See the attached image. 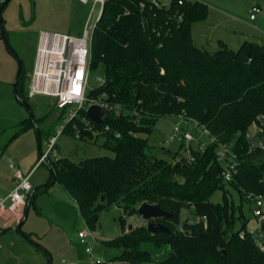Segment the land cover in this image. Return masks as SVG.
I'll return each mask as SVG.
<instances>
[{
	"label": "trees",
	"instance_id": "16d2710c",
	"mask_svg": "<svg viewBox=\"0 0 264 264\" xmlns=\"http://www.w3.org/2000/svg\"><path fill=\"white\" fill-rule=\"evenodd\" d=\"M207 17L208 6L201 0L171 8L147 0H108L104 6L93 36L91 72L101 64L106 79L88 95L105 94L110 108L107 127L93 121L87 125L82 108L67 130L78 127L83 139L101 135V130L103 146L115 155L79 163L51 158L49 183L54 177L62 183L93 229L99 213L112 204L126 214L138 213L145 202L158 204L173 217L154 219L171 233L153 234L143 224L105 241L120 254L110 263L96 264H152L153 255L144 244L168 248L163 264H264V251L248 231L243 213L244 201L264 197V150L251 148L246 138L252 124L264 125V44L246 38L236 49L223 40L213 51L199 46L192 28ZM22 72L14 88L21 102L27 94L20 82ZM172 114L197 121L217 142L233 145L239 159L232 180L222 177L217 143L210 142L204 151L192 149L193 160L170 150L171 160L150 152L144 135L153 132L159 118ZM36 121L37 127L32 118L22 125L37 128L41 146L44 133ZM227 185L238 192L239 205ZM44 187L30 193L20 225ZM217 190L223 191L221 204L210 201ZM184 209H192L195 217L182 220Z\"/></svg>",
	"mask_w": 264,
	"mask_h": 264
},
{
	"label": "rangeland",
	"instance_id": "374dc122",
	"mask_svg": "<svg viewBox=\"0 0 264 264\" xmlns=\"http://www.w3.org/2000/svg\"><path fill=\"white\" fill-rule=\"evenodd\" d=\"M5 1L0 0V7ZM201 1L208 6V17L193 25L192 35L197 45L213 51L220 47L219 41L223 40L228 47L236 49L245 37L264 44V0ZM93 5V0H89L88 4L79 0H9L1 10L3 28L0 29V180L8 186L10 185L7 180L14 176L17 169L28 174L35 168L40 153L48 150L49 138L58 135L61 125H65L78 110L76 105L58 108L55 97H30L27 92L35 65L39 36L41 32L81 33ZM255 5L259 6L262 12L257 20L252 21L250 12ZM100 8V4L95 6L94 21L98 18ZM20 61L23 65L20 82L25 86L27 93L24 100L29 104L36 120L39 119L38 124L44 133L41 146L37 128L31 126L23 129L22 125L24 119L32 117L27 105L17 98L14 91ZM105 79V70L100 64L91 72L88 94L98 89ZM180 115L172 114L159 118L153 132L144 135L148 138L152 154L171 160V154L166 151L170 150L180 152L190 159L192 150L181 147L182 140L169 141L177 124L186 125ZM189 129L195 137H200L198 130L192 127ZM99 134L101 135H95L94 138L83 139L66 129L57 136V154L52 153L51 158H69L79 163L87 158L114 156L112 150L103 146L105 137L101 130ZM201 138L206 145L210 144L208 137ZM199 148L200 144L192 142V149ZM11 163L15 164V169L10 168ZM49 164L51 163L48 160L39 164L31 176L30 193L45 184L49 185L39 190L25 222L20 225V220L10 222L7 218L0 217V264H93L92 258L101 263H110L109 260L120 254V249L108 246L105 241L115 239L133 227L147 222L138 213L126 214L123 207L112 204L107 210L99 213L98 222L93 229L82 218L76 200L62 183H49ZM227 188L236 205H239L238 192L229 185ZM210 201L221 204L223 191H215ZM255 207L256 201L253 199L243 203V213L249 230L257 227V218L253 211ZM22 210L24 208H20L19 214ZM188 216L195 217L192 209L182 211V220ZM8 217L12 218L11 215ZM83 226L92 231L95 239L91 244L93 257L85 251L89 244L79 242L78 232ZM240 226L241 221L238 220L237 227ZM144 247L153 255L152 264H163L168 254L167 247L156 249L147 244H144Z\"/></svg>",
	"mask_w": 264,
	"mask_h": 264
},
{
	"label": "built area",
	"instance_id": "2783aa9c",
	"mask_svg": "<svg viewBox=\"0 0 264 264\" xmlns=\"http://www.w3.org/2000/svg\"><path fill=\"white\" fill-rule=\"evenodd\" d=\"M81 3L88 4L89 0H79ZM94 5L90 9V13L86 20L84 29L79 34H66L60 32H41L37 47V55L31 79L28 86L30 97L36 95H48L57 99L58 108H66L70 105L78 107L77 112L82 108H87L92 104L109 105L104 101L105 94L98 96H89L87 89L91 76V52L93 44V36L98 22L100 21L104 6L108 0H93ZM151 4L159 8H171L176 3L183 5L186 0H147ZM100 4V12L98 18L94 21L93 16L95 6ZM262 9L259 6H253L250 12L251 20L258 18ZM102 81V80H101ZM105 84V80L101 86ZM78 89V90H77ZM186 125L177 124L175 133L171 135L169 141L182 140L184 147L192 150V142L200 144V151H204L207 145L202 141L201 136H206L211 143H217L216 157L223 164L222 177L225 181L232 180L233 175L238 169V155L232 144L217 142V138L204 125L197 121L186 120L183 115H180ZM72 117V118H73ZM71 118V119H72ZM70 119V120H71ZM69 120V121H70ZM87 125H91V120L85 119ZM68 121V122H69ZM67 122V123H68ZM67 123L61 125L58 135L67 129ZM76 137H81V132L78 127L74 126ZM189 127L200 132V137H195ZM53 135L49 138V146L47 152L43 153L42 158L37 163L35 168L28 174L21 170H16L13 178L14 187L7 193L2 192L4 187L0 180V216L17 213L20 208H24L27 202V194L30 195L32 185L30 183L31 176L37 166L44 161H50L52 153L57 154V136ZM247 140L250 142L251 148H260L264 150V125L254 123L251 129L246 134ZM193 160V156L190 157ZM11 168H16L14 163L10 164ZM256 201V207L253 209L254 215L257 218V227L254 230H249L253 239L259 247L264 251V197L259 195L252 198ZM23 211V210H22ZM80 243L89 244L85 251L92 257L94 238L92 231L88 227H83L78 232ZM93 259V264L97 261Z\"/></svg>",
	"mask_w": 264,
	"mask_h": 264
},
{
	"label": "water",
	"instance_id": "95a60500",
	"mask_svg": "<svg viewBox=\"0 0 264 264\" xmlns=\"http://www.w3.org/2000/svg\"><path fill=\"white\" fill-rule=\"evenodd\" d=\"M0 25L3 28V19H2L1 10H0ZM22 69H23V65H22V62L20 61V67H19V71H18L16 80L14 83V87L17 84V80L21 75ZM23 103H25L27 107L29 108V110L31 111V108L29 104L27 103V101L23 99ZM109 113H110V108H108L107 106L101 105V104H92L86 110V116L88 119L98 124H102L105 127H107L105 120ZM31 117H32L33 122L35 123V126L37 127L36 118L32 111H31ZM55 181H56V178L54 177L51 183H54ZM47 185L49 184H45V186ZM38 188H36L33 192H35ZM102 200H105V197H102ZM138 214L141 216V218H143L147 222V227L149 231H151L153 234H156L159 232H167V233L172 232V230L168 226H166L164 223L154 221V219L157 217H161V218L173 217L172 213L162 209L158 204H149L145 202L138 208ZM130 228H132V226H130ZM34 244L38 246L36 243ZM40 248L43 249L42 247Z\"/></svg>",
	"mask_w": 264,
	"mask_h": 264
},
{
	"label": "crops",
	"instance_id": "0c3cea01",
	"mask_svg": "<svg viewBox=\"0 0 264 264\" xmlns=\"http://www.w3.org/2000/svg\"><path fill=\"white\" fill-rule=\"evenodd\" d=\"M259 17V16H258ZM258 19V18H257ZM257 19H255V20H257ZM255 20H252V21H255ZM84 26H85V24H84ZM83 29H84V27H83ZM82 29V30H83ZM61 33V32H60ZM63 33H66V34H71V33H68V32H63ZM79 34V33H78ZM246 39V37L244 38V40ZM11 168V167H10ZM11 169H15V168H11ZM34 169V168H33ZM13 178H14V176L11 178V179H8L7 180V182L9 183V185L10 186H8V184H6L5 182H3V185H4V187L2 188V192L3 193H7L8 191H10L13 187H14V182H13ZM11 215V217L12 218H10V217H8V216H10ZM21 216H22V213H20L19 214V212H18V214L16 213V214H8V215H5V216H0V217H4V218H7L10 222H12V221H14V220H21ZM84 227V226H83ZM81 230V229H80Z\"/></svg>",
	"mask_w": 264,
	"mask_h": 264
},
{
	"label": "snow or ice",
	"instance_id": "6c2138e0",
	"mask_svg": "<svg viewBox=\"0 0 264 264\" xmlns=\"http://www.w3.org/2000/svg\"><path fill=\"white\" fill-rule=\"evenodd\" d=\"M78 90V89H77Z\"/></svg>",
	"mask_w": 264,
	"mask_h": 264
}]
</instances>
